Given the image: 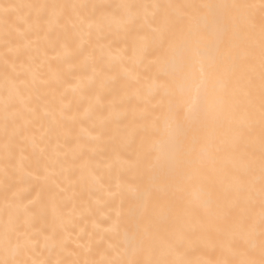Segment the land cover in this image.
Returning a JSON list of instances; mask_svg holds the SVG:
<instances>
[{
  "label": "snow or ice",
  "instance_id": "1",
  "mask_svg": "<svg viewBox=\"0 0 264 264\" xmlns=\"http://www.w3.org/2000/svg\"><path fill=\"white\" fill-rule=\"evenodd\" d=\"M21 8L31 11L23 15ZM0 17L6 43L15 32L25 51L43 39L54 52L63 48L65 58L84 57L91 70L85 79L100 89L96 104L108 99L107 115L89 135L108 138L122 166L140 178L128 187L136 202L123 217V233L122 213L105 229L116 242L102 258H62L74 253L61 235L64 225L55 222L62 211L56 194L51 230L38 231L37 200L23 186L30 175L25 151L36 140L31 128L42 119L28 104L37 77L9 59L8 53L19 59L21 45L8 47L0 57V152L15 175L9 183L6 164L0 264H192L185 256L193 245L218 255L197 264H264V0L0 4ZM105 32L133 41L113 48L105 45ZM106 66L121 73L109 75ZM113 124L120 126L118 136ZM73 155L83 159L84 153ZM45 251L56 258H38ZM85 251L93 255L90 244Z\"/></svg>",
  "mask_w": 264,
  "mask_h": 264
},
{
  "label": "bare ground",
  "instance_id": "2",
  "mask_svg": "<svg viewBox=\"0 0 264 264\" xmlns=\"http://www.w3.org/2000/svg\"><path fill=\"white\" fill-rule=\"evenodd\" d=\"M120 2L123 0H0V4L16 5L30 3L108 5ZM130 2L151 4L156 0H130ZM30 11L27 8L19 9L23 15H28ZM11 22H15V15L11 17ZM5 30L3 18L0 17V57H3L8 47L15 49L18 44L21 45L22 54L19 59L14 53H8L9 59L16 61L18 71H30L37 77L36 91L33 92L28 104L37 110L42 119H35L33 122L31 131L36 135L35 144L27 147L26 159L23 160L24 169L30 173L24 176L23 186L30 193L31 199L37 200L33 205V211L36 213V229L51 230L53 211L50 198L55 193L58 208L62 210L56 214L55 222L57 225H64L61 235L66 238L68 249L74 253L62 254V258L81 261L86 258L100 260L109 243L116 242L114 234L105 229L117 221L118 213H122L120 224L123 233V226L126 224L123 217L126 216L129 207L136 202L135 193L129 191L128 187L138 186L140 183L138 174L122 166L121 161L117 159L108 138L94 140L89 135V132L99 129L102 116L107 115L108 99H105L103 105L96 104V94L100 89L98 85H89L85 79L87 75H91V70L85 68L84 57L74 54L65 58L63 48L57 46L54 52L50 44L43 39L28 45L25 51L23 46L26 42L15 32L7 38L8 43L5 42ZM104 36L105 45H112L113 48L118 44L119 48L123 49L133 41V37L125 36L123 33L117 36L105 32ZM69 44L72 45L71 39ZM72 47L75 49L76 46L72 45ZM29 56L34 60L30 61ZM21 61L24 68L20 67ZM105 71L109 75L121 73L119 66H106ZM42 81H48L50 86ZM76 85L79 87L73 92L72 87ZM4 93L5 81L0 70V94ZM103 94L107 95V92ZM89 105H95V108L86 114L85 109ZM45 109L49 113L47 117H44ZM53 117L58 124L52 122ZM2 122L3 112L0 109V127ZM119 127L115 124L111 125L112 135H119ZM77 138L80 141L79 145ZM80 151L84 153L83 159L74 158L73 153L78 155ZM6 164L8 162L0 152V209L4 207L3 181ZM8 171L9 183H12L15 173L11 164H8ZM110 191L117 195H111ZM77 243L85 247L78 248ZM89 244L93 249L92 256H88L85 251ZM38 258L54 259L56 253L49 254L45 251ZM208 258L216 259L218 255L202 245L188 248L185 256V259L192 264Z\"/></svg>",
  "mask_w": 264,
  "mask_h": 264
}]
</instances>
